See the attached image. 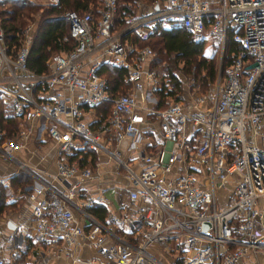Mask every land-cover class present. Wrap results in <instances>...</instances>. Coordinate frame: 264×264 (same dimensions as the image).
<instances>
[{"label":"built area","instance_id":"built-area-1","mask_svg":"<svg viewBox=\"0 0 264 264\" xmlns=\"http://www.w3.org/2000/svg\"><path fill=\"white\" fill-rule=\"evenodd\" d=\"M135 1L140 8L120 25V0H101L96 11L66 9L76 43L51 53L40 72L27 66L33 24L13 51L0 17V99L19 123L0 141V155L33 178L31 222L0 235V264L30 249L37 264H165L156 244L178 252L171 264H264V0ZM175 25L219 45V71L210 91L191 87L193 77L192 101L178 93L156 108L153 94L168 77L152 63L155 49L125 34L148 38ZM106 61L126 68V91L113 95L98 71ZM108 99V120L94 126L87 110ZM150 114L161 139L138 150L137 159L123 158L113 141L127 137L138 147ZM34 132L57 143L54 172L16 157ZM87 148L105 151L129 180L117 185L135 203L133 212L116 217L127 235L88 210L104 195L82 194L84 181L97 174L71 156ZM84 243L96 254L78 255ZM61 255L62 263L53 262Z\"/></svg>","mask_w":264,"mask_h":264},{"label":"trees","instance_id":"trees-1","mask_svg":"<svg viewBox=\"0 0 264 264\" xmlns=\"http://www.w3.org/2000/svg\"><path fill=\"white\" fill-rule=\"evenodd\" d=\"M9 0H0V3H7ZM17 2L11 5L10 8L1 6L0 17L1 24L5 31V42L13 51L19 46L20 34L28 19H37L35 16L40 11L37 19V26L34 31L33 41L27 56V66L35 71H43L47 68V58L55 51H62L70 49L76 43V40L69 35L68 21L64 15L66 9H76L84 11L86 9H94L100 5L101 0H57V2H50L47 6H39L38 4L29 5V0H14ZM25 2V3H24ZM28 2V5L26 3ZM120 7L116 17L117 23H123V16L128 13H136L140 8L135 0H120ZM4 5V4H3ZM130 41H138L140 44L149 43L155 51L153 65L167 61L165 65L168 79L164 80L162 85L157 89L158 103L157 106L163 108L167 102L163 96L167 93H175L180 83L175 69L178 67L177 63L183 59V65L179 67L191 70L195 68V74H200V69L206 71L199 78L200 81L206 85L214 81L217 73V64L209 56L203 55L205 40L195 39L190 32L182 25H175L169 29H159L154 31L148 38H138L133 34H125ZM169 58V59H166ZM163 64H165L163 62ZM98 71L108 77L111 82L113 95L124 92L130 86V79L127 76L125 67L117 66L110 61L104 62ZM194 74V75H195ZM195 75V77H197ZM167 81H170L176 86L175 88H168ZM112 107V100H104L97 106L100 113V118L103 119L110 114ZM5 109L0 105V129H4V134L9 135L17 128V122L14 120L12 114L5 113ZM108 120V119H105ZM2 131V130H1ZM14 184L23 183L24 186L30 183V176L24 171H19L12 177ZM7 186L0 188V213L8 205H14L15 201H8L6 196L8 194ZM93 210L100 216L104 215V209L100 205L92 206ZM24 254V253H22Z\"/></svg>","mask_w":264,"mask_h":264},{"label":"crops","instance_id":"crops-1","mask_svg":"<svg viewBox=\"0 0 264 264\" xmlns=\"http://www.w3.org/2000/svg\"><path fill=\"white\" fill-rule=\"evenodd\" d=\"M48 2V1H47ZM37 26V21L34 26V31ZM154 61V59H153ZM153 63V62H152ZM162 64L158 63L155 66ZM180 65V64H179ZM162 67V66H161ZM179 67V66H178ZM177 67V68H178ZM111 83V82H110ZM168 88H175L174 84L170 81H167ZM179 86L181 88H177L175 93H167L163 96L164 100L167 102L164 107L168 105L171 99L176 97L179 93L181 98H184L186 101H192V95L190 93L188 81L185 83L184 80L181 78ZM199 83L197 87H199ZM157 91V90H156ZM154 92L153 97V104L156 108H160L157 106L158 96H160L157 92ZM0 105H2L5 109V113L12 114L11 109L6 106L2 100L0 99ZM163 107V108H164ZM13 115V114H12ZM87 117L91 121L94 126H99L101 123H104L105 119H108L109 115L103 119L100 118L99 110L94 108L93 110H87ZM100 115V116H99ZM14 120L17 122L18 127V120L13 115ZM149 119L147 123L143 125L144 133L143 137L140 138L138 142V147L133 148L131 147L130 138H124L119 143L113 141V146H116L118 150H120L121 155L125 159H137V152L138 150L152 149L153 146L161 139L157 128L159 127V120L155 116V114L148 115ZM17 129V128H16ZM15 129V130H16ZM4 130V129H0ZM41 133V132H40ZM37 133H31L28 140L27 146L23 149L16 152V157L19 160L23 161L25 164L31 167L38 168L40 170H44L46 172H54L56 170V154H57V143L49 138L46 137L45 140H39L37 137ZM41 135H43L41 133ZM73 159L76 158L82 165H88L94 168L96 176L86 179L84 181L83 187V195L84 196H103L104 198L101 200H96L92 202L88 206L89 212L97 219L102 220L103 222L110 224L112 227L119 228V232L123 234H128L125 232V229L122 228L117 224L116 217L122 214L123 212L131 213L134 211L135 203L130 199L128 192L126 189H120L117 185H126L128 184V178L123 174V171L120 169V166L117 164L116 160L110 158L105 151L102 150H94V149H80L76 150L73 155L71 156ZM19 171H24L26 174L30 175V183L28 182L27 185L24 186L23 183L17 184L16 189L13 188L14 183L12 182V177ZM7 176L5 183L0 181V188L2 186H8L11 188V191L6 196L8 201H15L21 197L23 198L24 202L20 209H16L11 211L12 214L9 217H6V212L2 211L0 213V235L5 236L9 231L17 228H25V224L31 222L32 214H31V207L29 204V200L27 198V192L32 188L33 178L32 175L23 167H20L19 164L10 159L6 156L0 155V176ZM31 186V187H30ZM105 187V190L102 192L101 187ZM18 203V202H16ZM100 205L105 211L104 215L100 216L96 213L92 206ZM14 224L13 226H10ZM130 234V233H129ZM25 236V234H24ZM22 236H20V241ZM9 247V246H8ZM29 253L23 250L22 253L30 254L34 260H32V264H37V260L39 258L38 254L33 250V252ZM77 254L80 255L83 259L92 255L96 254V249L93 248L90 244L84 243L81 244L77 250ZM22 253L20 255H22ZM37 256H36V254ZM18 255V256H20ZM17 256V257H18ZM64 261V256H59L53 262L62 263ZM18 264H23L19 262Z\"/></svg>","mask_w":264,"mask_h":264},{"label":"rangeland","instance_id":"rangeland-1","mask_svg":"<svg viewBox=\"0 0 264 264\" xmlns=\"http://www.w3.org/2000/svg\"><path fill=\"white\" fill-rule=\"evenodd\" d=\"M47 1H49V0H29L28 2H29V5H30V3H32V4H35V5L38 4L39 6L45 7V6H47L49 4ZM28 2L26 3V5H28ZM0 4H1V6H4V7L8 6L10 8L11 5H15V4H17V2L14 1V0H9V1H7L6 4L3 3V2L0 3ZM39 15H40V11L37 12L36 15H35L37 17V19H38ZM37 19L36 18L35 19H33V18L28 19L27 23L31 22L33 24V26H35ZM156 54H157V52H156ZM203 55L209 56L210 58H212V60L216 61L217 73H216V76H215V79H214V81H215L216 78H217L218 71H219V55H220V53H219V45L213 40L209 44L207 42H205ZM166 59H169V58H166ZM179 59L180 60L178 61V63H177L178 65L177 66H179V64L183 65V62H184L182 58H179ZM163 62H167V61L166 60L162 61V69L160 71H161L162 74L164 72V75L167 76L168 73H167V71H166V69L164 67H165V65H168V64H163ZM156 64H158V63H156ZM221 70H222V68H221ZM205 71H206V69L202 68V69H200V74L197 75V74H195V68H192L191 70H187L186 68H182V67H180V69L179 68L175 69V72L177 73L178 78H180V79L182 78L184 80V82L186 83L188 80L192 82V79L194 77V79H193L194 81L191 84V87H195L196 90H201V91L207 92V91H210V89L212 87V83L214 81H211V82H209L206 85H204L200 81L199 78L202 76V74ZM194 74L197 75V77H195ZM164 80H167V79H163V81ZM198 83L200 85L199 87H197ZM10 135L11 134L5 135L4 131L0 130V141H2L5 137L10 136ZM13 188L16 189V184L13 185ZM225 189H227V188H225ZM7 190H8V193H9L11 191V188L8 187ZM225 191L226 190L222 189V192H225ZM16 202H18V203H15L14 205H8L6 208H4L3 211L6 212V215H5L6 217L11 216V214H12L11 211H14L16 209H20L21 206H22V203L24 202V200H23V198L19 197L16 200ZM156 246L161 248L159 250V252H160V257L163 259L164 263L165 264H171V261L174 259V257L177 255L178 252L175 251V252L172 253V252H168V251L164 250V244H156ZM36 256H37V254H36ZM32 260H34V259H33L32 256H30V254L24 253V254H22V255H20L18 257H15L10 264H18L19 262H21L23 264H32Z\"/></svg>","mask_w":264,"mask_h":264},{"label":"water","instance_id":"water-1","mask_svg":"<svg viewBox=\"0 0 264 264\" xmlns=\"http://www.w3.org/2000/svg\"><path fill=\"white\" fill-rule=\"evenodd\" d=\"M31 187V186H30ZM14 224H11V222H10V226H13Z\"/></svg>","mask_w":264,"mask_h":264}]
</instances>
